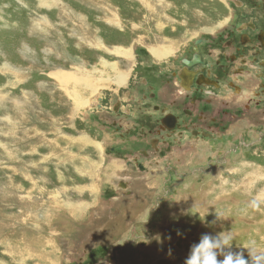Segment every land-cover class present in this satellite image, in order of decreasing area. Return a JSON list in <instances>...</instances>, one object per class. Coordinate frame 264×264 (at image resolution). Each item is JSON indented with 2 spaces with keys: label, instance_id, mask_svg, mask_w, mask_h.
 I'll list each match as a JSON object with an SVG mask.
<instances>
[{
  "label": "rangeland",
  "instance_id": "1",
  "mask_svg": "<svg viewBox=\"0 0 264 264\" xmlns=\"http://www.w3.org/2000/svg\"><path fill=\"white\" fill-rule=\"evenodd\" d=\"M232 1L0 0V264H185L203 234L230 230L246 259L241 245L264 247L254 91L227 97L223 138L189 147L183 132L180 150L125 170L147 146L139 131L156 128L147 109L159 115L136 82L184 97L170 58L195 38L212 45L241 10ZM113 103L127 113L116 131Z\"/></svg>",
  "mask_w": 264,
  "mask_h": 264
},
{
  "label": "flooded vegetation",
  "instance_id": "2",
  "mask_svg": "<svg viewBox=\"0 0 264 264\" xmlns=\"http://www.w3.org/2000/svg\"><path fill=\"white\" fill-rule=\"evenodd\" d=\"M232 2L234 9L241 10L231 14L223 28H219L212 45L195 38L181 57L171 56V72L176 69L184 97L177 99L178 95L172 90L170 101H164L166 99L159 97L158 90L148 79L142 81L140 78L136 82L147 92L139 101L142 105L147 102V108L152 107L151 110L159 115L152 116L147 109V121L152 119L151 125H156V128L139 131L141 139L147 138V150L146 147L137 148V157L126 163L125 170L145 172L143 163L146 159L151 160L150 155L163 158L176 147L180 150L182 143L187 141L183 132L193 138L189 147L223 138L225 124L232 118L228 107L241 96L242 91H254V94L249 93L252 103L261 101V105L264 101V0ZM152 88L156 91L153 92ZM169 91L168 86L162 95ZM228 96H236V99L230 100ZM155 99L156 103L148 106V102ZM207 103L220 105L217 117L205 108ZM122 107L121 103H113L110 107V115L116 120L112 123L114 131L121 129L119 120L127 114ZM245 109L246 105H243L241 111ZM119 186L126 188L127 184L120 182Z\"/></svg>",
  "mask_w": 264,
  "mask_h": 264
},
{
  "label": "clouds",
  "instance_id": "3",
  "mask_svg": "<svg viewBox=\"0 0 264 264\" xmlns=\"http://www.w3.org/2000/svg\"><path fill=\"white\" fill-rule=\"evenodd\" d=\"M260 203L258 199L251 202L254 208H259ZM217 218L222 217L217 214ZM234 240L235 234L231 230L215 236L203 234L199 243L192 245L185 264H264V247L258 246L255 240L241 245L248 252L246 259L243 251H232Z\"/></svg>",
  "mask_w": 264,
  "mask_h": 264
},
{
  "label": "bare ground",
  "instance_id": "4",
  "mask_svg": "<svg viewBox=\"0 0 264 264\" xmlns=\"http://www.w3.org/2000/svg\"><path fill=\"white\" fill-rule=\"evenodd\" d=\"M124 42H125V40H124ZM26 47H27V46H26ZM23 50H24V49H23ZM50 51H51V50H50ZM46 53H47V52H46ZM66 81H67V80H66ZM66 81H65V82H66ZM259 196H260V195H259ZM64 203H65V202H64Z\"/></svg>",
  "mask_w": 264,
  "mask_h": 264
}]
</instances>
